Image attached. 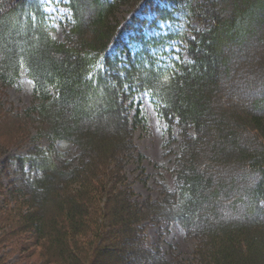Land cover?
<instances>
[{
    "label": "trees",
    "instance_id": "obj_1",
    "mask_svg": "<svg viewBox=\"0 0 264 264\" xmlns=\"http://www.w3.org/2000/svg\"><path fill=\"white\" fill-rule=\"evenodd\" d=\"M58 4L62 41L44 0H0V85L26 73L34 92L24 115L0 98V152L76 148L35 146L17 158L33 178L11 194L0 180V264L11 253L33 264H264V0ZM223 74L247 76L252 104L223 92ZM142 93L182 138L175 189L158 201H139L127 175L144 159L133 138ZM214 204L248 212L210 222ZM147 221L178 224L196 240L191 259L153 250Z\"/></svg>",
    "mask_w": 264,
    "mask_h": 264
},
{
    "label": "rangeland",
    "instance_id": "obj_2",
    "mask_svg": "<svg viewBox=\"0 0 264 264\" xmlns=\"http://www.w3.org/2000/svg\"><path fill=\"white\" fill-rule=\"evenodd\" d=\"M195 2H202L203 0H193ZM47 3V12L49 18L53 22L52 36L58 41L63 40V30L58 24L62 14L66 11L57 4L58 0H45ZM130 9L126 6L121 8L119 13V21L129 16ZM165 28V26H163ZM224 70V69H223ZM247 76L239 79H229L223 74V92L233 99V101L240 103L242 106L252 104L251 100L254 92L250 83H246ZM234 83V84H232ZM243 83L245 84L243 86ZM243 86L244 89L240 88ZM0 98L6 108L13 110V113L25 114L27 109H30L34 100L33 83L22 73L20 79L10 86L0 85ZM136 106H140L142 115L145 118L143 124L138 125L134 131V142L138 150L143 154L144 159L141 164L135 160L127 166V175L131 187L136 193V198L141 202L158 201L163 198V189L169 187L175 189L176 175L174 167L177 158L180 155L182 145V138L178 134V128L173 125L171 133L167 131L166 122L157 113L153 101L148 94L142 93L135 96ZM130 103V102H129ZM135 109L131 112V117L135 115ZM36 135V131H33ZM35 146L46 148L56 156L59 154H66L73 156L76 154V148L66 142H59L51 146L46 140L37 141ZM34 145H25L14 147L10 151L0 152V180L4 191L11 194L16 188H21L24 184V179L33 178L34 174L30 171V167H25L24 173L17 161L19 157L30 156ZM21 170V171H20ZM260 177L256 175L253 181H257ZM217 183V182H216ZM219 184V183H217ZM226 203V202H225ZM4 205L3 197L0 198V206ZM215 210L207 212L204 217L211 221L215 220V211L221 217L241 216L247 208L244 205H239L237 208L229 207L228 211H223L218 204H214ZM264 218V209L260 214ZM146 231L149 237V242L153 250L158 251L164 255L168 261H186L191 259L196 240L188 236L186 232L176 223H155L147 221L145 224ZM8 247L0 248V255L7 254ZM18 253H11L4 259V264H33L31 259L26 257L19 258ZM26 258V260H24Z\"/></svg>",
    "mask_w": 264,
    "mask_h": 264
}]
</instances>
